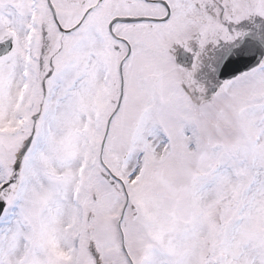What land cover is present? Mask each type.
Wrapping results in <instances>:
<instances>
[{"label": "snow or ice", "instance_id": "1", "mask_svg": "<svg viewBox=\"0 0 264 264\" xmlns=\"http://www.w3.org/2000/svg\"><path fill=\"white\" fill-rule=\"evenodd\" d=\"M0 264H264V0H0Z\"/></svg>", "mask_w": 264, "mask_h": 264}]
</instances>
